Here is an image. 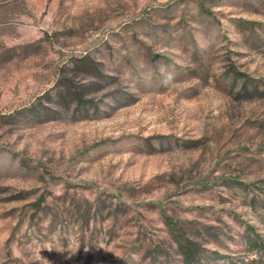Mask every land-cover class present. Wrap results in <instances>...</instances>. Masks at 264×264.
I'll list each match as a JSON object with an SVG mask.
<instances>
[{
  "label": "rangeland",
  "instance_id": "rangeland-1",
  "mask_svg": "<svg viewBox=\"0 0 264 264\" xmlns=\"http://www.w3.org/2000/svg\"><path fill=\"white\" fill-rule=\"evenodd\" d=\"M0 264H264V0H0Z\"/></svg>",
  "mask_w": 264,
  "mask_h": 264
}]
</instances>
